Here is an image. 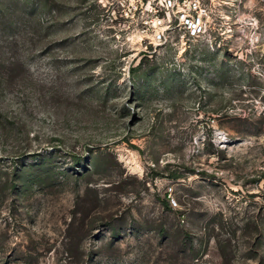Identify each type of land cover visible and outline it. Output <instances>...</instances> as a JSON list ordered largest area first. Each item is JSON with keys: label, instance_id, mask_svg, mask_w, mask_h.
I'll list each match as a JSON object with an SVG mask.
<instances>
[{"label": "rangeland", "instance_id": "374dc122", "mask_svg": "<svg viewBox=\"0 0 264 264\" xmlns=\"http://www.w3.org/2000/svg\"><path fill=\"white\" fill-rule=\"evenodd\" d=\"M146 49L94 0H0V264H264V0Z\"/></svg>", "mask_w": 264, "mask_h": 264}, {"label": "built area", "instance_id": "2783aa9c", "mask_svg": "<svg viewBox=\"0 0 264 264\" xmlns=\"http://www.w3.org/2000/svg\"><path fill=\"white\" fill-rule=\"evenodd\" d=\"M110 21H122L130 33L141 36L146 49L163 45L172 35L187 39L205 33L211 24L213 7L228 0H94Z\"/></svg>", "mask_w": 264, "mask_h": 264}]
</instances>
